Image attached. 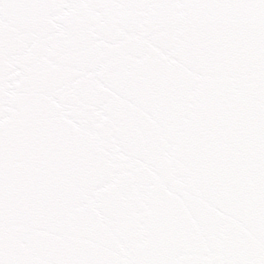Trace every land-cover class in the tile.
<instances>
[{"label":"snow or ice","instance_id":"obj_1","mask_svg":"<svg viewBox=\"0 0 264 264\" xmlns=\"http://www.w3.org/2000/svg\"><path fill=\"white\" fill-rule=\"evenodd\" d=\"M0 264H264V0H0Z\"/></svg>","mask_w":264,"mask_h":264}]
</instances>
